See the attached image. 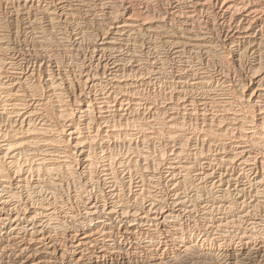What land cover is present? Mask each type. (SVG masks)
Here are the masks:
<instances>
[{
  "label": "bare ground",
  "instance_id": "bare-ground-1",
  "mask_svg": "<svg viewBox=\"0 0 264 264\" xmlns=\"http://www.w3.org/2000/svg\"><path fill=\"white\" fill-rule=\"evenodd\" d=\"M71 23L65 69L44 34ZM233 232L264 264V0H0V264H164Z\"/></svg>",
  "mask_w": 264,
  "mask_h": 264
},
{
  "label": "rangeland",
  "instance_id": "rangeland-1",
  "mask_svg": "<svg viewBox=\"0 0 264 264\" xmlns=\"http://www.w3.org/2000/svg\"><path fill=\"white\" fill-rule=\"evenodd\" d=\"M5 9H8L7 7H6V5L4 4V10ZM6 11V10H5ZM11 19H9V21L7 20V18H6V20H4L5 21V25L7 24V29H11V32L13 33V41H12V43L13 44H15L17 47H20L21 45H22V39H23V37H25L24 35L26 34V39H27V43H29L30 45H33V44H35L34 42H33V40H32V36H31V34H30V32H29V30L28 29H26V28H24L25 27V24H24V21H13V20H11ZM8 23H9V25H8ZM13 25H12V24ZM18 25H17V24ZM21 24V25H20ZM94 24V23H93ZM17 25V26H16ZM70 26H68V27H64V26H60V25H57L56 26V29L54 30H52V32H51V28L49 29V30H47L46 32H45V37H46V41H48L49 42V46H47V47H50V49H52V51H50V53H51V55L53 56V58H56L60 63H61V65H65V69H66V67L67 66H70V64L71 63H73L72 61H78V58L75 56L74 57V55H75V53H73L72 52V50H71V47H69L68 48V45L67 44H69L70 42H71V37H70V35H71V33H72V31H73V25L74 24H69ZM92 26V24L90 25V24H88V25H86L82 30L83 31H86V36H87V38L85 39L86 40V42H88V40L90 41L91 39H93V37H94V35L98 32V31H100V28L102 27H99V26H97L96 27V25H93V27H91ZM22 27V28H21ZM95 27V28H94ZM17 28H19V29H17ZM21 29V30H20ZM58 29V30H57ZM66 31H65V30ZM14 30V31H13ZM17 30V31H16ZM67 30H68V32H67ZM20 31V32H19ZM23 31V32H22ZM26 31V32H25ZM70 31V32H69ZM19 32V33H18ZM50 32V33H49ZM60 32H62V33H60ZM66 32V33H65ZM89 32V33H88ZM22 34V36H21V34ZM28 33V34H27ZM57 33V34H56ZM17 34H19V35H17ZM47 34V35H46ZM50 34V35H49ZM53 34V35H52ZM68 34H70V35H68ZM17 35V36H16ZM30 35V36H29ZM18 36H20V37H18ZM56 36V37H55ZM59 36V37H58ZM72 36V35H71ZM55 37V38H54ZM63 37V38H62ZM66 38V40H65V38ZM21 39V40H20ZM32 40V41H31ZM70 40V41H69ZM213 40V43L214 44H217L219 41H218V39L214 36V38L212 39ZM20 41V42H19ZM60 41V42H59ZM63 43V44H62ZM66 43V44H65ZM19 44V45H18ZM21 44V45H20ZM29 47V46H28ZM59 48V49H58ZM66 48V49H65ZM64 49V50H63ZM217 49H218V46H217ZM71 51V52H70ZM219 51V52H218ZM67 54V55H66ZM58 55V56H57ZM215 55L216 56H214V53H213V55L212 56H208L207 58H203L202 59V61L204 62V64L206 65V66H209V67H211L212 69L213 68H217V67H219L218 65L220 64V62H221V65H222V62H224V55H223V53H221V50H217L216 51V53H215ZM218 55V56H217ZM220 55V56H219ZM223 55V56H222ZM163 56H165V55H163ZM168 56V55H167ZM198 57V58H197ZM64 58V59H63ZM210 58V59H209ZM214 58H216V60L214 59ZM193 59V58H192ZM195 59V58H194ZM193 59V61H194V63H196V62H198L199 60H200V56L199 55H196V59L194 60ZM219 60V61H218ZM71 63H70V62ZM169 61V62H168ZM69 64H68V63ZM173 62H174V64H173ZM172 62V60H170L169 58L167 59V70L168 71H170L171 70V67H172V65H175V61H173ZM208 62V63H207ZM216 62H218V63H216ZM209 64V65H208ZM169 65V66H168ZM217 66V67H214V66ZM174 67V66H173ZM221 67H223V68H227L228 67V69L229 68H231V70L233 71V73H235L236 72V76H237V82H240L241 81V79L239 78V77H241V75L243 74V71H242V69H241V66H221ZM231 71V72H232ZM241 71H242V73H241ZM169 73V72H168ZM167 73V74H168ZM167 74H166V76H167ZM171 74L169 73V75L167 76V78H165V80H166V85L168 86L169 84H172V82L173 81H171L170 79H171V77H172V75L170 76ZM239 78V79H238ZM153 90V89H152ZM151 90V93L152 92H154L155 94H157V92L158 91H152ZM150 91V90H149ZM153 95V94H152ZM225 96V95H224ZM157 98H159V97H157ZM156 98V99H157ZM155 98H153V100H156ZM232 101H234V100H232ZM52 105H54V104H52ZM220 105V109L219 108H215V110L214 111H219V110H221V111H219V113H216V112H213L211 115H212V117H214L213 115H220V116H218L219 118H221L222 116H233L234 115V113L235 112H233L234 110L233 109H230L232 106H234L235 104L232 102L231 103V105L229 106L228 104H225V105H223V104H219ZM222 105V106H221ZM85 106V105H84ZM226 107V108H225ZM226 109V110H223V109ZM228 108V109H227ZM219 109V110H218ZM230 109V110H229ZM137 110V109H136ZM228 110V111H227ZM76 111V110H75ZM140 111V112H139ZM139 111H135V110H133L132 112H131V115H133L132 117L133 118H137V120H138V123L140 122L141 124H145V121L147 122H150L149 120H151L152 119V123L154 124L155 123V127H158L157 128V130H159L160 129V126H162V124H158V121H160V122H162L163 120L162 119H160L161 117H162V115H158V116H152V118L150 119L149 118V115H147L148 114V112L147 111H145V114L143 113V109H140ZM224 111H226V114H225V112ZM229 111H230V113H229ZM221 112H222V114H221ZM229 114H228V113ZM232 112V113H231ZM136 113H138V114H136ZM79 115V114H78ZM168 116V115H167ZM251 115H249V114H247V119H246V121H248L247 123H250V121L252 120V118L250 117ZM156 118L158 119V121L156 120ZM163 118V117H162ZM230 120V119H229ZM229 120H226V121H228V124H230L231 123V121H230V123H229ZM143 121V122H142ZM157 121V122H156ZM227 123V122H226ZM226 123H224V124H222V125H224L223 126V128L222 129H224V128H226L225 127V124ZM132 124H134V123H132ZM135 124H137V122L135 123ZM151 123H149L148 125H150ZM251 125V124H250ZM216 126H214V128H215ZM248 127V126H247ZM130 128L132 129L133 127H131L130 126ZM123 129H125L126 130V128H123ZM221 129V130H222ZM191 133H189V131H187V135H190ZM157 136H160V135H157ZM161 138V137H160ZM161 141H162V139L160 140L159 139V141L157 142V143H155V151L157 150V152L159 153V151H160V149H162V148H164V147H162L163 145H161L160 143H161ZM157 144V145H156ZM161 147V148H160ZM153 150V149H152ZM168 154H170V152L168 153ZM200 228V227H199ZM199 233V232H198ZM259 233V232H258ZM257 233V235H256V238H254L253 240H252V242L250 243V244H247L246 245V247H247V249H248V247H250V246H252L253 244H256V243H258L256 246H258V245H260L261 243H262V240H263V237L261 236L262 234H258ZM230 235V236H229ZM158 236V237H157ZM228 236V237H227ZM259 236V237H258ZM157 237V238H156ZM233 237V238H232ZM156 238V239H155ZM160 239H161V235L160 234H157V235H155L154 236V240H155V242L156 243H158L159 241H160ZM197 240V239H196ZM195 240V241H196ZM227 240V241H226ZM209 241H212V240H209ZM198 242H199V240H198ZM218 242V241H217ZM226 242V243H225ZM200 244L199 245H197V246H194V248H192L191 250L192 251H188L186 254L185 253H181L180 255H179V253H177V250H175V249H173L172 250V248L169 250V253H168V258L169 259H165L166 260V264H242V261H241V259L240 258H238L237 257V255H234V254H232V252H231V250H232V247H235V245H238V246H240V245H242L240 242H239V240H238V238L236 237V235H235V233L233 232V233H229L228 235H226V239H225V241H223V243H222V246L220 245V246H218V244L215 242L214 244H212L211 242H204V243H201V242H199ZM224 243H225V245H224ZM207 246V247H206ZM237 246V247H238ZM128 247V246H127ZM135 249V250H134ZM141 248H132V249H129V251L130 250H132V252L134 251V253L132 254V255H128L127 256V258L126 259H124V255H122V257L120 256L119 257V259H118V261H117V264H152L151 262V254H152V251H150V250H147V249H141ZM139 250V251H138ZM143 250V251H142ZM197 250H199V251H197ZM210 251V252H209ZM191 252V253H190ZM195 252V253H194ZM200 252H202V253H200ZM150 254V255H149ZM194 254V255H193ZM232 254V255H231ZM199 255V256H198ZM39 256L40 257H48V254L46 255V254H44V253H40L39 254ZM171 256V257H170ZM131 257V258H130ZM177 257V258H176ZM241 257V256H240ZM123 258V259H122ZM180 258V259H179ZM228 258V259H227ZM45 259H47V258H45ZM175 260V261H174ZM236 260H237V262H236ZM260 259H259V257H254L253 258V260H251V262L249 263V264H259V261ZM194 261V262H193ZM255 262V263H254ZM164 263V264H165ZM260 264H262V263H260Z\"/></svg>",
  "mask_w": 264,
  "mask_h": 264
}]
</instances>
